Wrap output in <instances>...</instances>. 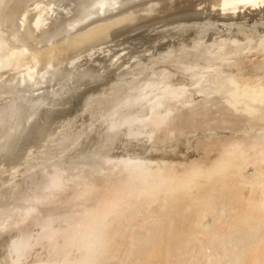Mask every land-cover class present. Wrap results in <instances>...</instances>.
<instances>
[{"label":"water","instance_id":"95a60500","mask_svg":"<svg viewBox=\"0 0 264 264\" xmlns=\"http://www.w3.org/2000/svg\"><path fill=\"white\" fill-rule=\"evenodd\" d=\"M263 78L264 0H0V264H39L224 86Z\"/></svg>","mask_w":264,"mask_h":264},{"label":"rangeland","instance_id":"374dc122","mask_svg":"<svg viewBox=\"0 0 264 264\" xmlns=\"http://www.w3.org/2000/svg\"><path fill=\"white\" fill-rule=\"evenodd\" d=\"M258 80L259 79L255 80V82L257 83H253L254 85L252 84L253 87H256V85H258L259 83L261 84L264 78L262 79V81L260 80L258 81ZM225 87L226 86L223 87L224 90L223 89L220 90L217 94L213 96V98H211L208 102H206V104L202 106L199 109V111H197L194 115L188 118V120L184 122V124L181 127H179L176 131H174L168 139H166L163 143H161L158 147H156L154 152H152L145 159H143L140 162V164H138V166L133 169L134 171H131V172L138 171L142 174V175L140 174L142 179L139 176L138 179H136V182H133L135 184L134 187L138 188V190L135 188L136 191L141 190V188L142 190L150 189L151 186H154L153 184L155 183L156 176L158 177L163 173L166 174L165 171L176 170V172L174 171L175 173L174 176L176 178L181 177L182 179L184 173L189 169H191L194 163L195 164L201 163L203 167L204 165H206L207 166L206 168H208L209 164L211 165V164H215L216 162L223 161L222 165H220V167L218 166V168L215 170V174L217 175L218 179L225 178L226 174L224 173L223 164L229 157L228 149L230 150V152L233 151V153L234 151L237 152V150L240 153L244 151L243 154H245L246 156L245 158L246 160L243 159L242 161H239L237 158L233 160V162H235L236 164L238 163L237 165H239L240 168H242L238 173V177L240 179L239 183H242V181L248 179L249 181L254 179L255 180L260 179V181H263L264 183V159L262 160L260 156L257 155L255 152V148L259 146L264 147V142H263L264 141V108H262L264 106V97L259 93L254 94L253 97L255 101H253V97H251L252 98L251 99L246 96V99L252 101L250 102L252 104H249L248 103L249 101H247V103L244 101L246 100L244 97L245 95L244 94L242 95V93L240 94L242 90L237 89L236 92L237 94L239 93V95H235L236 94L234 93L235 89L234 91L233 89L226 90L227 87L226 88ZM225 90L228 92H226ZM258 96L260 97L258 98ZM235 97L238 98L235 99ZM242 100L245 104L242 102ZM236 101H238V104ZM257 103H259V105H257ZM250 105L251 106L253 105V108L250 107ZM255 105L257 106L255 107ZM241 106L243 107L241 108ZM258 109L259 111H257ZM234 147H236L237 149L235 150ZM209 153L212 155H210ZM255 154L257 155V157ZM257 158H260L261 160L257 161ZM255 160L259 163H257ZM253 161H255L256 164L255 162L252 163ZM128 175L129 173L121 181H123L124 183L127 182L126 184H128V181L131 182V180L128 179L130 176L127 177ZM195 179L198 182L205 181V178H203L201 175L200 177L196 176ZM129 184L131 185L132 183ZM207 189L209 190L211 189V187L209 186L206 189H204V192L207 191ZM148 191L149 190H147V192ZM147 192L143 194L144 196L142 195L143 197L141 196V200H139V203L137 202L138 207L139 206L140 208L144 207L143 205L147 206L148 202L146 201L150 202L151 200H153L152 198L154 196L152 195V197H150L151 194ZM209 193H210L209 194L210 203L208 205L209 209L207 212L204 213L201 221H199L198 226L200 230L202 229L218 230L217 228L218 223L224 222L225 220H230V218L233 215L229 207L230 204L229 197H226L223 194L221 195L220 192L214 189H211ZM148 194H150V196ZM106 195L108 196V193H106L105 196H103L104 198L102 197L100 199L102 202H106L110 198V196L107 198ZM146 195H148L149 198H147ZM130 199L131 197L127 200L125 205H123L124 207L122 206L120 208V210H122L121 212H123V215L125 216L126 213L130 210L131 205L134 204V202L136 204L137 198H135L134 200L132 196V199L131 200ZM100 200L97 201V203L90 208L91 210L88 209L87 212H85L82 215V217H80L77 221H75L72 225H70L68 230H66L64 233H62L59 237H57L53 241V244L43 255V258L39 261V264H79V263L81 264L82 261L85 259V257H89V258L91 257V259L98 257V253H100L101 249L103 248L101 246L102 242L98 241L97 243L95 241L96 245L93 246L91 245V243L93 242L92 244H95L94 241L92 239L91 240L87 239V241H84L85 239H83V235L85 234L84 230L85 229L88 230L90 228L91 226L90 224H93L95 220L100 218V216L101 217L104 216V215L102 216V214H105L104 212L105 210H103L104 213L100 211V209L102 210L100 205L103 204L101 203ZM153 202L154 204L152 203L151 205H149L150 208L149 206L147 207V209L150 211V213L148 212L150 214L149 216H152L156 213L155 211H157V207L161 203L159 199H156ZM97 204L100 207L98 209H97L98 207ZM128 205L130 206V208ZM169 208L171 209L170 205ZM95 211L97 212V215L99 217L96 215ZM90 214H92L93 216ZM91 217L93 218L95 217L94 221L90 220L92 219ZM89 220L92 221L93 223H91ZM146 221L142 219L141 214H137L134 216L132 215L127 216V218L123 220V225H124L123 228H120V225H118L119 227L116 224H115L116 226L114 224L112 225L113 229L111 228L110 231L113 233L112 236L107 238V241L105 243L106 248L110 250L112 246L117 245V243L119 247L117 248V250L111 249L113 252L106 250L105 253L104 252L102 253V255H105V258L107 260L106 264H141L143 259H145L144 252L146 250V245L148 244V242L152 240L151 238L156 230L155 224L149 222V219L148 220L146 219ZM87 223L90 226L87 225ZM119 228L122 231L118 230ZM114 231H117L118 233ZM263 233L264 231L261 234L260 232H256L255 235L250 234L251 236L250 237L247 236L246 238L247 240L245 241L243 246H240L241 243L240 240L237 238L239 236L236 235V231H232L230 233L217 232L212 242L207 241L206 237H204L203 236L204 234L202 233L199 235L196 234L192 236H187L189 238V242H188L189 250L180 256L181 264H210V262L211 264H213L215 261L217 263L219 262V264H236L237 259L235 255L239 253L241 254L244 253L247 248H252L251 249L252 255L262 253L261 251L263 245L262 239L264 238ZM223 236L225 237L222 238ZM229 236L231 237V239ZM196 238L198 241L201 242L199 246L198 245L196 246V244H194ZM88 240L90 241L89 242L90 244H88ZM248 240L250 241L252 240L254 244L253 243L250 244ZM82 244H85V246L91 245L94 248V249L92 248L93 250L91 251L94 252L90 253V251H88L89 253L86 254L87 251L84 248L85 246L83 247ZM82 247L84 250H82Z\"/></svg>","mask_w":264,"mask_h":264},{"label":"bare ground","instance_id":"6f19581e","mask_svg":"<svg viewBox=\"0 0 264 264\" xmlns=\"http://www.w3.org/2000/svg\"><path fill=\"white\" fill-rule=\"evenodd\" d=\"M259 80L262 81V79H259ZM253 83H257V82H255V80H254L252 82L251 81L250 82L245 81V82L237 83V84H228V86H226V87L229 89H227L226 87L225 88H226V90H230V89L232 90L233 89V91L235 89V92H234V93H236L235 95H239V93L237 94V92H236L237 89L242 90V92H240V94L241 93H242V95L244 94L245 99H246V96L248 98H251L254 96V94H258V93L263 95V97H264V80L261 82V84L259 83L258 85H256V87H253V85H254ZM226 92H228V91H226ZM260 96H258V98ZM237 98L235 97V99H237ZM238 101H241V100H238ZM238 101H236L237 104H238ZM244 101L246 103H247V101H249L248 103L252 104V103H250V102H252L251 100L246 99ZM253 101H255L254 97H253ZM242 102H243V100H242ZM240 105H243V104H240ZM257 105H259V103H257ZM257 105H255V107ZM235 106H236V104H235ZM247 106H248V104H247ZM242 107L243 106H241V108ZM250 107L253 108V105L252 106L250 105ZM262 108H264V106ZM238 109H240V108H238ZM257 111H259V109ZM243 112H244V110H243ZM215 129H217V128H215ZM218 147H220V146H218ZM227 148H229V147H227ZM227 148H226V150H227ZM234 149L236 150L237 148L234 147ZM220 150H222V149H220ZM237 152L234 151V153H233V151L230 152V150L228 149L229 157L225 161V163L223 164L224 173L226 174V176H225V178H222V179H218L217 175L215 174V170L218 168V166L220 167V165H222L223 161L222 162H216L215 164H211V165L209 164L208 168H206L207 167L206 165H204V167H205L204 168L201 165V163L200 164L194 163L193 164L194 166L192 165L191 169H189V170L187 169L188 171H186L184 173L182 179L179 176H178L179 178H176L174 176L175 175L174 171L176 172V170L165 171L166 174L163 173L162 175H160L158 177L156 176L155 183L153 184L154 186H151L150 189H145L146 192H147V190H149L147 193L151 194V196H150V194H148L150 197H152V195L154 196L152 198L153 200L150 199L151 200L150 202L146 201V202H148L147 206L143 205L144 207H141V208H140V206L139 207L137 206V202L139 203V200H141V196L143 194H145L146 192L144 189L142 190V188H141V190L136 191V189L138 190V188L134 187L135 184L133 182H136V179H138L139 176L141 177L142 174L138 171L129 172V175L127 177H129V176L131 177V178L130 177L128 178L131 180V182L128 181V184H126L127 182L124 183L123 181H120L113 188H111V190L108 192V196L106 195L107 198L110 196L108 201L102 202L100 200L101 203H103L102 205H100L102 208V210L100 209V211L103 212V210H105L104 211L105 214L101 213L102 216L103 215L104 216L103 217L100 216V218L97 219L98 215H97V212L95 211V213L97 215L96 216L97 220L94 221L95 217L94 218L91 217L92 219H90V220L94 221V223H93L92 221L89 220L91 223H93V224H90L92 227L87 223V225H89L90 228L88 230L87 229L84 230V233H85V234L83 233L84 234L83 239H85L84 241H87V239H90V240L92 239L95 243V244H92L93 242L91 243V245H93V246L96 245V242L98 243V241H100V242H102L101 246L103 248L101 249L100 253H98V257L92 258V259H91V257L90 258L85 257V259L82 261L81 264H106L107 260L105 258V255H102V253L103 252L105 253V251L108 250L106 248L105 243L107 241V238L112 236L113 232L110 231L111 228L113 229L112 225L113 224L114 225L116 224L117 226L120 225V228H123V226H124L123 220L125 218H127V216H131V215L134 216L137 214H141L142 219L144 221H146V219L147 220L149 219V222H152L156 226L155 233L151 238L152 240L150 242H148V244L146 245V250L144 252V254H145L144 258L145 259H143L141 264H181L180 256L189 250V247H188L189 238L187 236H192V235H196V234L199 235L202 233V234H204L203 236L206 237L207 241L212 242L214 237L216 236L217 232H219V233L229 232L230 233L232 231H236V235L239 236V237H237V236L236 237L240 240V243H241L240 246H243L245 241L247 240L246 239L247 236L250 237L251 236L250 234L255 235L256 232H260V234H261L264 231V183H263V181H260V179L259 180H255V179L251 180L250 179L251 181H249V179H248V180H244L245 183H244V181H242V183H239L240 179L238 177V173L240 172V170L242 168H240V166L237 165L238 163L236 164L235 162H233V160L236 158L239 161H242L243 159L246 160L245 159L246 156H245V154H243L244 151L242 153H240L237 150ZM255 152L257 155L260 156V158L262 160L264 159V147L259 146V147L255 148ZM210 155H212V154H210ZM257 155H256V157H257ZM250 156H251V154H250ZM213 157H212V160H213ZM260 158H257V161L258 160L260 161L261 160ZM222 160H225V159H222ZM255 161H253L252 163H254ZM256 162H255V164H256ZM257 163H259V162H257ZM143 167H145V166H143ZM155 168H156V166H155ZM221 170H220V172H221ZM132 171H134V170H132ZM248 173H249V171H248ZM154 175H155V173H154ZM200 175L203 178H205L204 182H198L195 179L196 176L200 177ZM141 179H142V177H141ZM129 183H132V184L130 185ZM209 186L211 187V189H214V190H217L218 192H220L221 195L223 194L226 197L230 198L229 199L230 200L229 201L230 202L229 207H230V211L233 213V215L230 218V220H225L224 222H219L217 225L218 230L217 229H211V230L202 229V230H200L199 226H198L199 221H201V219H202V216L209 209V207H208V205L210 203L209 191L211 189H209V190L207 189V191L204 192V189H206ZM148 195H146L147 198H149ZM132 196H133L134 200H135V198H137L136 204H135V202H134L135 205L132 204L133 206L131 204H129V205H131V208L128 205L130 210L129 211L127 210L128 212L126 211L127 213L125 216V215H123V212H121L122 210H120V208L123 205H125V203L127 202V200L130 197L132 199ZM145 198H144V201H145ZM156 199H159L161 203L157 207V211H155L156 213L154 215L151 214L152 216H149L150 211L147 209V207L149 205H151L152 203L154 204L153 201H155ZM169 205L171 206V209L169 208ZM97 206H98L97 209L100 208L98 204H97ZM149 208H150V206H149ZM92 214H90V215H92ZM89 217H88V219H89ZM141 222H143V221H141ZM146 222H148V221H146ZM140 224H142V223H140ZM120 228L118 230H120ZM120 231H122V230H120ZM110 232H111V234H110ZM114 232H117V231H114ZM140 235H141V233H140ZM263 236H264V233H263ZM224 237L225 236H223L222 238H224ZM230 239H231V237H230ZM262 240H263V245H262V249H261L262 253L252 255L251 254L252 248H247L244 253H242V254L239 253V254L235 255V257L237 259L236 264L237 263L238 264H264V238ZM248 241L250 242V244L253 243L252 240L251 241L248 240ZM89 242L90 241L88 240V244H90ZM255 243H257V242H255ZM194 244H196V246L197 245L199 246L201 244V242L198 241L196 238ZM210 244H212V243H210ZM91 245L85 246V244H82L83 247L85 246L84 248L87 251L86 254L89 253L88 251H90V253L94 252V251H91L94 249ZM238 246H236V247H238ZM83 247H82V250H84ZM118 247H119V245L117 243V245H113L111 249L117 250ZM251 247H253V246H251ZM109 249H110V247H109ZM111 249L108 251L113 252ZM95 252H97V251H95ZM227 256H224V257H227ZM215 262L213 264H219V262L218 263L217 262L215 263ZM210 264H211V262H210Z\"/></svg>","mask_w":264,"mask_h":264}]
</instances>
